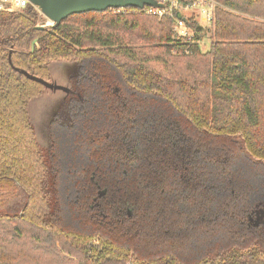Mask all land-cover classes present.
Listing matches in <instances>:
<instances>
[{
	"label": "trees",
	"instance_id": "1",
	"mask_svg": "<svg viewBox=\"0 0 264 264\" xmlns=\"http://www.w3.org/2000/svg\"><path fill=\"white\" fill-rule=\"evenodd\" d=\"M217 2L206 52L146 9L0 12V229L80 264H264V0ZM63 62L44 150L30 105ZM31 261L0 237V264Z\"/></svg>",
	"mask_w": 264,
	"mask_h": 264
},
{
	"label": "rangeland",
	"instance_id": "2",
	"mask_svg": "<svg viewBox=\"0 0 264 264\" xmlns=\"http://www.w3.org/2000/svg\"><path fill=\"white\" fill-rule=\"evenodd\" d=\"M199 36L201 51H208L212 42L211 32L205 31ZM58 63L61 64V62ZM63 63L65 64H62L61 67L57 63L52 66L51 74L54 73L53 78L46 84L47 91L42 96L33 99L30 105V115L36 135L44 150L48 144L47 128L50 117L61 106L69 91L71 79L77 72L75 62ZM0 237L11 248L23 249L29 253L33 257L31 264H80L82 260V254L72 250L68 244L54 243L48 240L43 232L19 222L16 225L4 224L3 228L0 229Z\"/></svg>",
	"mask_w": 264,
	"mask_h": 264
},
{
	"label": "built area",
	"instance_id": "3",
	"mask_svg": "<svg viewBox=\"0 0 264 264\" xmlns=\"http://www.w3.org/2000/svg\"><path fill=\"white\" fill-rule=\"evenodd\" d=\"M158 6H146V13L157 18H169L172 21L173 38L176 42L188 45L200 44V34L210 33L215 24V12L219 6L217 0H156ZM30 6L37 12V27L51 28L55 22L48 18L38 6L30 0H0V12L23 13ZM203 26V30L197 27ZM210 29V30H209ZM185 52H189L188 49Z\"/></svg>",
	"mask_w": 264,
	"mask_h": 264
},
{
	"label": "water",
	"instance_id": "4",
	"mask_svg": "<svg viewBox=\"0 0 264 264\" xmlns=\"http://www.w3.org/2000/svg\"><path fill=\"white\" fill-rule=\"evenodd\" d=\"M51 20L57 27L62 20L74 14H81L90 11H106L108 9H124L133 7L144 9L146 6H158L156 0H30ZM45 30L47 28L37 27ZM203 30V26L197 27ZM210 30V29H209Z\"/></svg>",
	"mask_w": 264,
	"mask_h": 264
}]
</instances>
